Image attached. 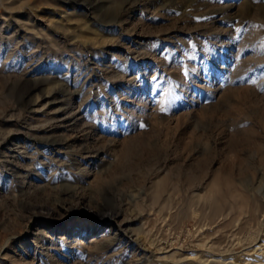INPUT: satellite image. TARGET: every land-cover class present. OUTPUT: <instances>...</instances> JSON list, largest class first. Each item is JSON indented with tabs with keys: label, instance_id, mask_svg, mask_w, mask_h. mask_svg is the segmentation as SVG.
Masks as SVG:
<instances>
[{
	"label": "rangeland",
	"instance_id": "rangeland-1",
	"mask_svg": "<svg viewBox=\"0 0 264 264\" xmlns=\"http://www.w3.org/2000/svg\"><path fill=\"white\" fill-rule=\"evenodd\" d=\"M0 264H264V0H0Z\"/></svg>",
	"mask_w": 264,
	"mask_h": 264
},
{
	"label": "bare ground",
	"instance_id": "bare-ground-1",
	"mask_svg": "<svg viewBox=\"0 0 264 264\" xmlns=\"http://www.w3.org/2000/svg\"><path fill=\"white\" fill-rule=\"evenodd\" d=\"M114 218V217H113Z\"/></svg>",
	"mask_w": 264,
	"mask_h": 264
}]
</instances>
